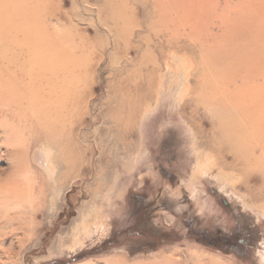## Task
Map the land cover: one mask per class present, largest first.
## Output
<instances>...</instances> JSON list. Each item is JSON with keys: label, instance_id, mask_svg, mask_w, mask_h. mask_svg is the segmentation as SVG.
<instances>
[{"label": "rangeland", "instance_id": "374dc122", "mask_svg": "<svg viewBox=\"0 0 264 264\" xmlns=\"http://www.w3.org/2000/svg\"><path fill=\"white\" fill-rule=\"evenodd\" d=\"M155 4L0 0V78L29 82L0 104V264H264L263 174L214 135L222 87L264 97V0ZM46 52L68 72L37 79Z\"/></svg>", "mask_w": 264, "mask_h": 264}, {"label": "bare ground", "instance_id": "6f19581e", "mask_svg": "<svg viewBox=\"0 0 264 264\" xmlns=\"http://www.w3.org/2000/svg\"><path fill=\"white\" fill-rule=\"evenodd\" d=\"M167 1L168 0H155V2H156V4H155V7H159V8H161V9H163V10H165L167 7H166V3H167ZM153 2V1H152ZM170 3V2H169ZM168 3V4H169ZM179 7V6H178ZM168 9V8H167ZM12 28V27H11ZM17 28V27H16ZM18 29V28H17ZM24 29V28H23ZM22 29V30H23ZM184 29V28H183ZM14 31L13 32H15L16 31V29H13ZM34 30V29H33ZM6 31H10V30H8V29H6ZM24 31V30H23ZM29 32H30V34H32L33 32L35 33V31H33L32 32V30H28ZM37 31H40L39 29L38 30H36V32ZM8 33V32H7ZM16 33V32H15ZM34 33H33V35H34ZM37 33H39L40 34V32H37ZM14 34V33H13ZM24 34V33H23ZM38 34V35H39ZM21 35V34H20ZM29 35V34H28ZM35 35L37 36V34L35 33ZM24 36H25V34H24ZM23 36V37H24ZM30 36V35H29ZM28 36V39L30 38ZM40 36H42V35H40ZM13 37V36H12ZM16 37V36H15ZM32 37V36H31ZM34 37V36H33ZM32 37V38H33ZM46 37V36H45ZM44 37V38H45ZM14 38V37H13ZM12 38V39H13ZM40 38V37H39ZM38 38V39H39ZM48 37H46L45 39H47ZM34 39H36V37L34 38ZM43 39V38H42ZM10 40V39H9ZM32 40L33 39H29V41H31L32 42ZM49 40L50 39H48V42H49ZM5 41H6V39H5ZM29 41L27 42V43H29ZM34 41V40H33ZM47 41V40H46ZM42 42V41H41ZM52 43L53 42H55L54 40L53 41H51ZM1 43V42H0ZM6 43V42H5ZM34 43V47L36 46V44H35V41L33 42ZM37 43H39V45H41L40 44V41L38 40V42ZM56 43V42H55ZM2 44H4L3 42H2ZM24 44H25V42H24ZM54 44V43H53ZM58 44V43H57ZM1 45V44H0ZM9 45V44H8ZM12 45V44H11ZM11 45H10V47H11ZM26 45V44H25ZM44 45H47V42H46V44L44 43ZM51 45V44H50ZM1 46H3V45H1ZM1 46H0V48H1ZM4 46H6L7 47V45L5 44ZM42 46V45H41ZM47 47V46H46ZM49 47V46H48ZM8 48H9V46H8ZM8 48H6V49H8ZM14 48V47H13ZM29 49H30V46L28 47ZM44 48V47H43ZM12 49V48H11ZM15 49V48H14ZM17 49V48H16ZM23 48H21V50H22ZM46 49V48H45ZM45 49H43V50H45ZM10 50V49H9ZM13 50V49H12ZM18 50H20V49H18ZM20 50V52L22 53V51ZM25 50H26V47H25ZM33 49H31V50H26V51H28V52H26V53H28V55L29 54H31L30 53V51H32ZM47 50V49H46ZM45 50V51H46ZM11 51V50H10ZM63 51V50H62ZM2 52H3V50H2ZM15 52V51H14ZM18 52V51H17ZM65 52H67V51H65ZM64 52V53H65ZM8 53V52H7ZM24 53V52H23ZM22 53V54H23ZM42 53H44V51L42 52ZM41 53V55L42 56H44V54H42ZM53 53V52H52ZM56 53V52H55ZM6 54V53H5ZM13 54H16V52L15 53H12V55ZM19 54V53H18ZM46 54L48 55V57H47V55L46 56H44L43 58L41 57V56H39L38 58H39V62L41 63H37L36 62V64H40L39 65V67H38V69H37V71H38V73L40 74V77L39 78H37V79H40V80H46V79H48V78H50V77H46L45 76V74H47V73H49L50 75H55V73L59 76L60 74H62V70H63V72H64V70H65V72L67 73L68 72V67L72 64L71 62V60H70V58L69 57H71L70 56V53L68 52L66 55H68V57H66V60L64 61V65H65V67H63L64 65H63V61H62V64L60 63V65H63L62 67L64 68V69H62L60 66H59V68H57V66L56 67H54L53 65H52V61H53V59H52V57H56L55 55H49V52L47 53L46 52ZM62 53H60V55L59 56H63V55H61ZM9 55V54H8ZM32 56H33V53L31 54ZM58 56V55H57ZM15 57L17 58V56L15 55ZM22 57V56H21ZM3 59H4V56L2 57ZM9 59L8 60H10V57H8ZM28 58V57H27ZM38 58H36V60L38 61ZM57 58V57H56ZM55 58V59H56ZM62 59H64V56L63 57H61ZM60 57H58L57 59H61ZM14 59V58H13ZM21 59V58H20ZM32 59H35L34 57H32L31 58V56H30V61L29 62H31V63H33V62H35V60H33V62H32ZM5 60H7V59H5ZM23 60H25V59H23ZM22 61V60H21ZM20 61V62H21ZM26 61H27V59H26ZM25 61V62H26ZM10 62L11 61H9V64H10ZM13 62V61H12ZM25 62H23L22 61V63H25ZM55 62V61H54ZM27 63V62H26ZM57 63H58V60H57ZM35 64V65H36ZM5 65H7V64H5ZM11 65V64H10ZM9 65V66H10ZM19 65V66H18ZM17 66L18 67H20V64H18ZM22 65V64H21ZM24 65V64H23ZM27 66H28V63L26 64ZM35 65H34V67H35ZM3 66V65H2ZM26 66V67H27ZM33 66V65H32ZM38 66V65H37ZM36 66V67H37ZM53 66V67H52ZM68 66V67H67ZM239 66V65H238ZM237 66V67H238ZM12 67V66H11ZM10 67V68H11ZM23 67V66H22ZM21 67V68H22ZM25 67V66H24ZM25 67V68H26ZM29 67H30V65H29ZM36 67H35V69H36ZM25 68H23V69H25ZM232 68H234L235 69V67H232ZM23 69H21V70H23ZM30 69V68H29ZM29 69L27 68V70L29 71ZM57 69V70H56ZM182 69V68H181ZM15 70V69H14ZM18 72H20V74L23 72H21V70H20V68H19V70H18V68L16 69ZM34 70V69H33ZM51 70V71H50ZM61 70V71H60ZM8 71V70H7ZM59 71V72H58ZM11 72V71H10ZM10 72H8L9 74H10ZM13 73H14V71H12ZM25 72V71H24ZM12 73V74H13ZM28 73V72H27ZM19 74V75H20ZM24 74H26V73H23V75H20L18 78H15V79H13L12 81L9 79V78H7V77H5V78H0V104H4V105H7V96H13V98L14 99H16V97H15V93H16V91L18 90V88H17V90H16V86H21V88L23 89L25 86H27L28 84H29V82H28V79L24 76ZM0 76H1V74H0ZM5 76V75H4ZM13 76V78H14V76H15V74H13L12 75ZM48 76V75H47ZM216 76V75H215ZM214 76V77H215ZM62 77V76H61ZM220 77V76H219ZM219 77H217L216 76V79H218ZM222 77H224V75L222 76ZM207 78V77H206ZM206 78H204V80L206 79ZM209 78H211V77H209ZM226 78V77H225ZM228 78H230V77H228ZM36 79V78H35ZM51 79H53V78H51ZM63 78H61V80H62ZM66 79V78H65ZM214 79V78H213ZM213 79H210V82H211V80L213 81ZM215 79V80H216ZM61 80H59V83L61 82ZM208 81H206V82H209V79H207ZM218 80H220V79H218ZM228 80H230V79H228ZM47 81V80H46ZM217 81V80H216ZM215 81V82H216ZM48 82H50V79H49V81ZM52 82V81H51ZM214 82V81H213ZM47 83V82H46ZM45 83V84H46ZM58 83V80H56V82H55V78L53 79V83H51L52 85H50V87H48L49 88V91H51L50 90V88L51 87H54L55 85L57 86L58 85V92L60 91L59 90V86H63V87H68V86H71V84L70 83H68L66 80H64V81H62L60 84ZM74 83V82H73ZM230 83H231V81H230ZM45 84H44V86H45ZM49 84V83H48ZM47 84V85H48ZM75 84V83H74ZM249 84V83H248ZM206 85V84H205ZM207 85H208V83H207ZM229 85V84H228ZM43 86V85H42ZM210 87H211V85H209ZM212 86H215V85H213L212 84ZM223 86V85H222ZM221 86V87H222ZM224 86H225V83H224ZM231 86H232V84H231ZM237 86V85H236ZM206 87V86H205ZM205 87H204V89H205ZM221 87L219 88V89H221ZM226 87H230V85L229 86H226ZM234 86H232V88H233ZM245 87V86H244ZM215 88L217 89V87L215 86ZM214 88V89H215ZM53 89V88H52ZM207 89V88H206ZM215 89V90H216ZM230 89V88H229ZM16 90V91H15ZM25 90V89H24ZM44 90V89H43ZM211 90H213V89H211ZM214 90V91H215ZM15 91V92H14ZM45 91V90H44ZM53 91V90H52ZM205 91V90H204ZM203 91V92H204ZM207 91V90H206ZM216 91H218V89L216 90ZM215 91V92H216ZM221 91V92H220ZM18 93H17V95L16 96H18V95H20V96H22L20 93L22 92V91H17ZM38 92V91H37ZM54 92H56V91H54ZM219 92H220V94L219 95H221V93H222V95H223V97H225L226 99L227 98H229L230 97V99H228L226 102H228L230 105H237L238 106V109H237V115H238V118L237 117H235L236 116V113H234V114H232V113H230V112H222L221 114H220V118H222V119H227L228 120V122L231 124V125H233V126H235V129H232V131H229V132H227V135H224V132L223 131H218V132H216L214 135H215V138H217V137H226V138H224L225 139V144L227 145V144H229V146H230V149H231V154L230 155H236V156H233V157H235V158H238L239 157V159H241L242 160V162H243V165H244V169L246 170V171H249V172H261L263 175H262V177L261 178H263V186H261V187H258V190H260V191H264L263 189H264V97L262 96V95H259V94H257L258 92H253V90L252 91H249V90H235V88L234 89H232V90H228L227 88H223L222 87V90H219ZM260 92V91H259ZM15 95H14V94ZM44 93V92H43ZM47 93L49 94V92H46L45 91V95H47ZM208 93V92H207ZM214 93V92H213ZM263 93V92H262ZM25 94V93H24ZM56 94V93H55ZM54 94V95H55ZM50 96L49 97H51V94H49ZM56 95H58V94H56ZM59 95H60V93H59ZM218 95V94H217ZM19 96V97H20ZM61 97H63L64 98V95L62 96V94L60 95ZM210 96H212V95H210ZM262 96V97H261ZM19 97H17V99H22V98H19ZM59 97V96H58ZM27 98H28V96H27ZM54 98V97H53ZM66 98V97H65ZM16 99V100H17ZM56 99V98H55ZM55 99H53V100H55ZM59 98H57L56 100H58ZM219 99H221V98H219ZM223 99V98H222ZM246 99H248V100H250V101H252L251 103H253V104H250V105H245V100ZM47 100V99H46ZM52 100V99H51ZM50 100V101H51ZM60 100V99H59ZM66 100V99H65ZM208 100V99H207ZM206 100V101H207ZM218 101V99H216V97H215V95H214V97H212V98H210V102L212 103H215V101ZM49 101V100H48ZM49 101V102H50ZM62 101H64V99L62 100L61 99V104H62ZM223 102H224V100H222ZM19 102V101H18ZM52 102V101H51ZM219 102H221V101H219ZM247 102H249V101H247ZM36 103V102H35ZM48 103V102H47ZM222 103V102H221ZM37 104V103H36ZM54 104H55V102H54ZM60 104V103H59ZM58 104V105H59ZM222 104H226V103H222ZM222 104H219V105H222ZM9 105V104H8ZM31 105V104H30ZM229 105V106H230ZM233 106V107H234ZM0 107H3V106H0ZM44 107V106H43ZM231 107V106H230ZM236 107V106H235ZM231 109V108H230ZM232 110V109H231ZM42 111H43V109H42ZM240 119V120H239ZM239 121V122H238ZM1 123V122H0ZM0 126H1V124H0ZM2 127V126H1ZM2 131V130H1ZM239 132V133H238ZM11 138V137H10ZM4 143H5V141H4ZM226 149V148H225ZM228 149H229V147H228ZM16 153H13V155H15ZM19 155V154H18ZM21 155V154H20ZM238 159V160H239ZM237 161V160H236ZM260 173V174H261Z\"/></svg>", "mask_w": 264, "mask_h": 264}, {"label": "crops", "instance_id": "0c3cea01", "mask_svg": "<svg viewBox=\"0 0 264 264\" xmlns=\"http://www.w3.org/2000/svg\"><path fill=\"white\" fill-rule=\"evenodd\" d=\"M105 228V227H104Z\"/></svg>", "mask_w": 264, "mask_h": 264}]
</instances>
